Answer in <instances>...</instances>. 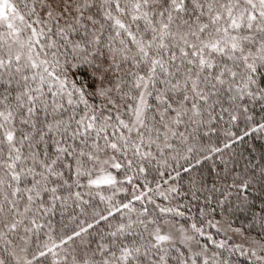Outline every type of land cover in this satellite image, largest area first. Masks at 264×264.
I'll use <instances>...</instances> for the list:
<instances>
[{"label": "snow or ice", "instance_id": "snow-or-ice-1", "mask_svg": "<svg viewBox=\"0 0 264 264\" xmlns=\"http://www.w3.org/2000/svg\"><path fill=\"white\" fill-rule=\"evenodd\" d=\"M0 264H264V0H0Z\"/></svg>", "mask_w": 264, "mask_h": 264}]
</instances>
